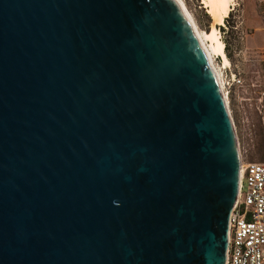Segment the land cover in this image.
Masks as SVG:
<instances>
[{
	"label": "water",
	"instance_id": "water-1",
	"mask_svg": "<svg viewBox=\"0 0 264 264\" xmlns=\"http://www.w3.org/2000/svg\"><path fill=\"white\" fill-rule=\"evenodd\" d=\"M239 170L178 0H0V264H224Z\"/></svg>",
	"mask_w": 264,
	"mask_h": 264
},
{
	"label": "rangeland",
	"instance_id": "rangeland-1",
	"mask_svg": "<svg viewBox=\"0 0 264 264\" xmlns=\"http://www.w3.org/2000/svg\"><path fill=\"white\" fill-rule=\"evenodd\" d=\"M181 1L201 34H210L213 26L220 31L230 66L212 57L227 95L239 159L243 164L264 162V0H234L221 25L204 0Z\"/></svg>",
	"mask_w": 264,
	"mask_h": 264
},
{
	"label": "built area",
	"instance_id": "built-area-1",
	"mask_svg": "<svg viewBox=\"0 0 264 264\" xmlns=\"http://www.w3.org/2000/svg\"><path fill=\"white\" fill-rule=\"evenodd\" d=\"M224 264H264V162L240 163Z\"/></svg>",
	"mask_w": 264,
	"mask_h": 264
},
{
	"label": "bare ground",
	"instance_id": "bare-ground-1",
	"mask_svg": "<svg viewBox=\"0 0 264 264\" xmlns=\"http://www.w3.org/2000/svg\"><path fill=\"white\" fill-rule=\"evenodd\" d=\"M178 1L180 2L182 6L183 11L190 19L194 33L208 57L209 64L216 75V78H217V81L220 87V91L222 93L228 114L230 116V112L228 108V99H227V95L223 88L221 75H220L219 70L215 67V64L213 63V57H212L213 55L219 56L222 59L223 66L225 68L230 66L229 60L225 55V51H224L225 46H224L223 41L221 40L220 31L218 30L217 27L213 26L210 34L209 33L201 34L196 29L194 21L192 20L190 14L188 13L184 3L181 0H178ZM233 2L234 0H204V3L206 5V8L208 9L210 16L213 19H215L217 24L219 25L223 23V18L226 17L228 13L231 11L230 8H231V5L232 6L234 5ZM205 40L209 41V45L205 43ZM230 120H231V116H230ZM240 163L242 164L241 160H240Z\"/></svg>",
	"mask_w": 264,
	"mask_h": 264
}]
</instances>
